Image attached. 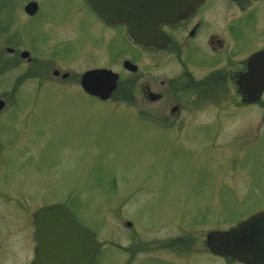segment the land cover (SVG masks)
<instances>
[{"label":"rangeland","instance_id":"rangeland-1","mask_svg":"<svg viewBox=\"0 0 264 264\" xmlns=\"http://www.w3.org/2000/svg\"><path fill=\"white\" fill-rule=\"evenodd\" d=\"M29 2L39 5L34 18L24 14ZM101 32L79 0H0V264H31L33 215L53 202L102 244L95 264H222L207 234L264 211V95L257 107L225 111L228 124L213 138L166 141L153 132L151 108L82 91L85 72H122L124 58L140 66L138 78L155 74L152 55L135 51L126 32L112 33L105 50L94 46ZM8 48L29 51L33 62ZM122 49L129 56L117 57ZM37 66L42 72L26 77ZM196 112L200 123L216 115Z\"/></svg>","mask_w":264,"mask_h":264},{"label":"flooded vegetation","instance_id":"flooded-vegetation-1","mask_svg":"<svg viewBox=\"0 0 264 264\" xmlns=\"http://www.w3.org/2000/svg\"><path fill=\"white\" fill-rule=\"evenodd\" d=\"M79 1L85 4V10L99 21L103 29L94 46L108 49L114 38L127 33L124 26L105 24L85 0ZM219 1L233 7L235 13L225 16L218 6ZM119 30L122 32L118 33ZM116 32L117 37L112 39L111 34ZM259 35L264 38V0H203L182 20L173 25L160 26L156 37L148 44H134L126 37L135 51L152 55L155 74L146 73L138 78L136 75L141 71L140 66L130 61L138 71L132 73L130 69L126 70L124 63L129 61L126 58L121 62L122 72L113 70L110 65H96L89 70L111 71L119 77L110 100L97 101L107 104L114 99L113 102L127 106L151 108L154 118L149 120L152 121L150 125L154 134L169 142L193 137L213 138L218 131H222L219 126L223 129L225 123L228 124L222 117L225 111L237 115L241 109L262 104L264 94L259 101H256V95L253 96V93L256 94V79L249 82L242 80L249 72L250 60L264 52V43L261 47L257 46ZM6 52L20 60H23V53L30 54L21 48H8ZM120 54L128 55L125 49L120 50L117 57ZM31 61L27 59L30 65ZM37 67L27 70L28 76H25L41 73L42 67ZM124 76L127 82H123ZM135 76L137 79H134ZM17 81L22 83V80ZM208 107L216 113L215 116L213 114L209 119L202 117L200 120L203 123L199 122L198 116L193 117V110L199 114ZM199 129L203 131L201 134L192 133ZM54 205L65 206L53 202L41 208ZM221 260L222 264H241L230 259Z\"/></svg>","mask_w":264,"mask_h":264},{"label":"water","instance_id":"water-1","mask_svg":"<svg viewBox=\"0 0 264 264\" xmlns=\"http://www.w3.org/2000/svg\"><path fill=\"white\" fill-rule=\"evenodd\" d=\"M108 25L128 28L135 44H148L156 37L161 25H173L195 9L203 0H85ZM39 10L36 2L29 3L24 12L34 16ZM28 53L22 58L27 59ZM30 61V60H29ZM125 68L137 71L130 62ZM55 76L59 73L55 72ZM68 75H64L66 79ZM256 79V100L264 92V52L250 60L244 82ZM118 76L111 71L86 72L81 78L83 91L101 101H107L117 88ZM5 104L0 102V112ZM37 244L32 264H94L101 245L95 235L79 226L71 213L62 206L44 208L34 214ZM131 228V223H126ZM207 249L215 256L242 264H264V212L225 232H211L206 238Z\"/></svg>","mask_w":264,"mask_h":264}]
</instances>
